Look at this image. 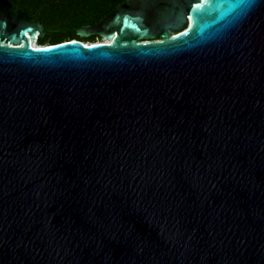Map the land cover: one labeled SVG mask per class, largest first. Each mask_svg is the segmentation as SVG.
Instances as JSON below:
<instances>
[{
	"label": "water",
	"instance_id": "1",
	"mask_svg": "<svg viewBox=\"0 0 264 264\" xmlns=\"http://www.w3.org/2000/svg\"><path fill=\"white\" fill-rule=\"evenodd\" d=\"M129 5L31 47L0 1V264H264V0Z\"/></svg>",
	"mask_w": 264,
	"mask_h": 264
},
{
	"label": "trees",
	"instance_id": "2",
	"mask_svg": "<svg viewBox=\"0 0 264 264\" xmlns=\"http://www.w3.org/2000/svg\"><path fill=\"white\" fill-rule=\"evenodd\" d=\"M130 0H16L17 7L26 16L37 14V7L41 5L39 15L41 45H51L69 40L80 42H94L102 37L98 32L106 26L105 18L118 7H129ZM27 20L29 18L27 17ZM96 26L87 35L78 34L77 30L83 26ZM160 37L158 39H162ZM140 40V39H139ZM152 40V39H151Z\"/></svg>",
	"mask_w": 264,
	"mask_h": 264
},
{
	"label": "flooded vegetation",
	"instance_id": "3",
	"mask_svg": "<svg viewBox=\"0 0 264 264\" xmlns=\"http://www.w3.org/2000/svg\"><path fill=\"white\" fill-rule=\"evenodd\" d=\"M2 1H4L10 8H12V9L14 8L16 11H20V12L23 11L22 9H20V7H17L16 0H2ZM36 10L38 12V15L32 13V15L26 14V16H25L26 18L28 17L29 20L32 21V22H34L35 24H37L39 22L38 21L39 20L38 19L39 18V15H44L42 13V7H41V5H38V7H37ZM35 31H36V33H35V39L37 40V36H39V38H40V32L38 30H35ZM39 38H38V41H39Z\"/></svg>",
	"mask_w": 264,
	"mask_h": 264
},
{
	"label": "rangeland",
	"instance_id": "4",
	"mask_svg": "<svg viewBox=\"0 0 264 264\" xmlns=\"http://www.w3.org/2000/svg\"><path fill=\"white\" fill-rule=\"evenodd\" d=\"M179 33V32H178ZM172 35H174V34H177V33H171ZM28 36V35H27ZM111 40H112V38H99V39H97V40H95L94 42H88V41H84V42H82L83 44H95V43H104V44H107V43H110L111 42ZM149 40H151V39H142V40H140V41H149ZM152 40H157V38H153ZM28 41H29V45L30 46H32V47H39V46H42L40 43L39 44H36L35 43V41H36V39H35V35H34V38H33V40L31 41V38H30V36H28Z\"/></svg>",
	"mask_w": 264,
	"mask_h": 264
},
{
	"label": "bare ground",
	"instance_id": "5",
	"mask_svg": "<svg viewBox=\"0 0 264 264\" xmlns=\"http://www.w3.org/2000/svg\"><path fill=\"white\" fill-rule=\"evenodd\" d=\"M32 47V46H31Z\"/></svg>",
	"mask_w": 264,
	"mask_h": 264
}]
</instances>
